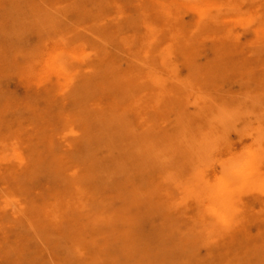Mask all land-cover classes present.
<instances>
[{
  "label": "rangeland",
  "instance_id": "1",
  "mask_svg": "<svg viewBox=\"0 0 264 264\" xmlns=\"http://www.w3.org/2000/svg\"><path fill=\"white\" fill-rule=\"evenodd\" d=\"M259 4L0 0V264H264V190L243 191L227 223L188 191L197 169L234 181V156L264 130V35L239 20ZM171 35L188 40L165 62L143 57ZM108 65L128 81L151 73L138 106L143 92ZM213 114L230 117L210 122L223 138L192 161L179 133Z\"/></svg>",
  "mask_w": 264,
  "mask_h": 264
},
{
  "label": "bare ground",
  "instance_id": "2",
  "mask_svg": "<svg viewBox=\"0 0 264 264\" xmlns=\"http://www.w3.org/2000/svg\"><path fill=\"white\" fill-rule=\"evenodd\" d=\"M99 2H100V0H99ZM147 7H149V6H147ZM193 8L199 14V21L198 22L200 24H201V21L205 22L204 25H207L210 23H215L217 21V18H216L217 16L202 15L203 14V13H201L202 9L198 8V6H194ZM216 8H218V7H216ZM239 20L246 21L247 24L248 23L252 24L253 22L258 23L257 29H256L257 35H260V33H262L264 35V5L259 4L258 7L250 9L249 11L244 13L242 15V18H240ZM221 23H224V22L221 21ZM200 24L197 25L199 29L202 27V25H200ZM151 27H152V23H150L149 29H151ZM66 35H68V33ZM195 35H196V30H194L193 33H190V35H187V36L193 37ZM187 36L186 35L185 36L178 35V36L173 37L171 35L169 37L168 41L161 39V37H158V36L151 37V39L149 40L147 45L144 46V48L142 49L143 57L148 60L149 58H151L152 53H155V56L157 57V59H159L162 62H165L166 59L169 57V54L171 52H175V50L178 51L181 49V46L179 45L178 39H181V37H183L184 39H186L185 42H187V40H188ZM212 39H210V40H212ZM56 56H57L56 53L52 52L50 54L48 60H47V65L50 68L56 69L57 72L62 74L61 68L59 66H57V64H56V59H57ZM69 56H71V55H69ZM138 63H139V61H138ZM105 71L107 73L111 74V77L113 79V82H115V84L123 85L125 81H128L127 76H120L119 74L115 75L112 72L109 65L105 67ZM134 78L135 79H133V77H130V79L128 81L129 83H127L128 85L125 88L128 91L133 88L134 90L141 91L143 93L140 92L141 94L136 96L137 98L132 99L129 109H133L135 106H138L137 104L140 103L146 95H148L147 94L148 93V91H147L148 85L145 84V82L148 81L149 79H151V73L148 71L146 73L141 74L140 77L135 76ZM154 96H155V94H154ZM257 97H262V96L259 95ZM217 114H213L211 116V118L212 117L214 118V116H215L214 120L212 119L211 121H207L205 123H200L199 119H191L190 120V122H191L190 126L194 127V130L189 129V130H185V132L183 130L182 133H179L180 134L179 141L184 140L185 142H190L192 144H195L194 148L191 146L185 147V155L187 158L189 157V159H192V161L198 162V160H201L200 158L202 157V154H204V152H207L208 150L216 147L215 142L218 143V141H220L223 138V132H222L223 130L222 129H218L215 131L216 133L219 131V134L215 133V136L212 135V133H213V132H211V130H213L212 124H214V127L216 126L217 128H221L220 123L226 119H229L230 117L221 118V117L217 116ZM123 115H124V111L122 110V112H120V114L118 115L119 117L117 120H120V118H123ZM210 122L212 124H210ZM184 127H186V126H184ZM188 127H186V128H188ZM228 132H229V130H228ZM213 141H215L214 144L211 143ZM210 143H211V146H208V144H210ZM138 146H139L138 147V153L140 155H146L148 157H150L153 154V150L155 149L154 147H156V148L158 147V145L156 143H152L151 141H148L146 139H143L142 143H140ZM179 150H180V148L178 145V147L176 148L175 151L177 152ZM246 150H245L246 152H244V153L242 152L243 154L240 156H237V157L232 155L233 153H236V152H233L232 154H230L231 151L228 152L230 155L234 156V159L232 160V162H233L232 167L229 168V171H228V173L230 175L235 177V180L232 181L231 183L226 182L222 177L217 176L218 178H216V177L212 178V174L211 175L209 174L208 175L209 179L210 178H212L213 180L216 179V181L214 180V182L212 183L209 180H207V177H205L206 178L205 179L202 176V174L200 173L199 169H197L195 171L194 177L196 178V183H198V186H199V181L197 182V179L201 180L202 184H201V186H199V188L195 185V183L193 185H191V187L190 186L188 187V191L190 193L194 194L195 196H200V194H201V196L203 195L204 198L208 200L207 201L208 202L207 208L210 209V211H212L214 214H216L218 219L222 223H227L228 221L233 219L234 215L238 212V209H239L238 208V200H239V196H241L243 191L250 189V188H254V187H257V188H260L261 190H264V130H261L258 132L256 139L254 140V144L252 145V148L249 150L246 148ZM239 152H241V151H239ZM232 156L230 157V159L232 158ZM226 157H224V158H226ZM203 172H204V170H203ZM207 173H209V172H207ZM207 173H205V176ZM79 208H81V207H79Z\"/></svg>",
  "mask_w": 264,
  "mask_h": 264
}]
</instances>
